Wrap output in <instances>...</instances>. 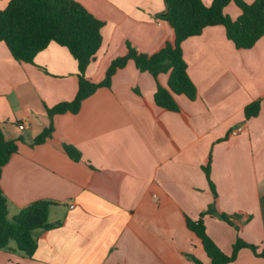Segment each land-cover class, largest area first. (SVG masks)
I'll use <instances>...</instances> for the list:
<instances>
[{
    "label": "crops",
    "instance_id": "1",
    "mask_svg": "<svg viewBox=\"0 0 264 264\" xmlns=\"http://www.w3.org/2000/svg\"><path fill=\"white\" fill-rule=\"evenodd\" d=\"M75 1L104 23L102 47L85 73L92 82L102 80L128 44L151 55L174 39L156 17L165 0ZM8 2L0 0V10ZM224 13L234 20L240 11L229 3ZM181 49L196 96L174 95L177 112L154 103L168 74L154 79L129 60L77 114L50 119L45 107L76 95L75 59L50 43L33 63H19L0 42V127L18 145L0 177L8 217L34 201L57 203L48 214L54 227L37 232L33 256L0 249V264H194L188 255L210 264L186 226V217L196 220L210 205L233 224L203 218L223 253L230 254L237 238L264 246V36L237 49L222 26H209ZM253 102L259 112L246 119L244 108ZM50 124L51 137L31 146ZM64 145L77 149L80 160ZM208 157L213 188L203 171ZM228 264L264 259L244 248Z\"/></svg>",
    "mask_w": 264,
    "mask_h": 264
},
{
    "label": "trees",
    "instance_id": "2",
    "mask_svg": "<svg viewBox=\"0 0 264 264\" xmlns=\"http://www.w3.org/2000/svg\"><path fill=\"white\" fill-rule=\"evenodd\" d=\"M233 3L240 11L236 19L224 13V8ZM164 13L156 17L168 24L174 33V39L158 52L147 55L133 46L127 45L122 56L114 58L107 66L104 77L99 82L86 78V69L96 60L102 47L101 30L104 23L92 16L75 0H9L0 10V42H3L11 56L19 63H33L35 56L46 49L50 43L65 47L77 64V91L70 102H61L52 108H46L51 119L54 115L77 114L82 102L99 88H109L112 77L131 60L140 72H148L154 79L161 73L168 74L167 85L157 84L154 93L156 106L177 112L178 105L174 95H184L190 100L196 96V89L190 80L186 63L182 57L181 43L188 37L201 34L209 26H222L226 38L237 49H250L264 36V0L246 3L243 0H212L209 6L202 0H165ZM259 102H253L244 108L246 119L257 116ZM53 132L50 124L31 142V146L44 143ZM18 151L16 140L5 137L0 127V177L2 168L11 155ZM64 151L74 161L80 160V153L70 145H64ZM210 157L203 167L211 186ZM57 205L49 200L34 201L23 207L13 217H8V202L0 188V249L17 251L31 258L37 248V232L51 229L48 221L49 210ZM216 216L227 224L233 225L230 216L217 213L213 205L201 212L196 220L186 217V226L200 239L202 247L210 259V264H228L236 260L240 250L248 248L257 258L264 259V246L247 244L237 238L230 254L223 253L214 240L207 234L203 218ZM37 231V232H36ZM15 244L14 249L9 244ZM188 258L194 264H203L193 255Z\"/></svg>",
    "mask_w": 264,
    "mask_h": 264
},
{
    "label": "built area",
    "instance_id": "3",
    "mask_svg": "<svg viewBox=\"0 0 264 264\" xmlns=\"http://www.w3.org/2000/svg\"><path fill=\"white\" fill-rule=\"evenodd\" d=\"M239 131H240V128H237L236 130H234V131L232 132V134H233V135H236Z\"/></svg>",
    "mask_w": 264,
    "mask_h": 264
},
{
    "label": "rangeland",
    "instance_id": "4",
    "mask_svg": "<svg viewBox=\"0 0 264 264\" xmlns=\"http://www.w3.org/2000/svg\"><path fill=\"white\" fill-rule=\"evenodd\" d=\"M37 232V231H36ZM15 245V244H14Z\"/></svg>",
    "mask_w": 264,
    "mask_h": 264
}]
</instances>
